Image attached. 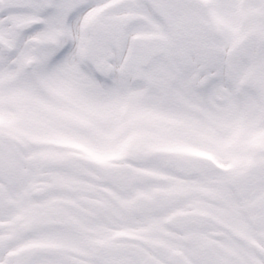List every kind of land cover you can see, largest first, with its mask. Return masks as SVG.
Segmentation results:
<instances>
[{"label": "snow or ice", "instance_id": "obj_1", "mask_svg": "<svg viewBox=\"0 0 264 264\" xmlns=\"http://www.w3.org/2000/svg\"><path fill=\"white\" fill-rule=\"evenodd\" d=\"M0 264H264V0H0Z\"/></svg>", "mask_w": 264, "mask_h": 264}]
</instances>
